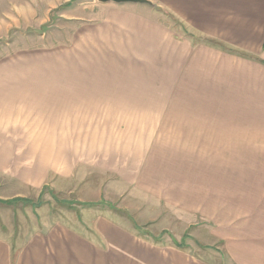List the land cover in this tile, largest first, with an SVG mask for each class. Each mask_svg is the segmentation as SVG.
I'll return each mask as SVG.
<instances>
[{
  "label": "crops",
  "instance_id": "1",
  "mask_svg": "<svg viewBox=\"0 0 264 264\" xmlns=\"http://www.w3.org/2000/svg\"><path fill=\"white\" fill-rule=\"evenodd\" d=\"M152 2L0 0V264H264V0ZM182 100L192 114L171 122L192 142L150 171ZM99 173L115 175L111 192L148 188L159 209L145 201L140 220L193 246L93 207L108 191ZM49 187L93 209L57 219L33 203Z\"/></svg>",
  "mask_w": 264,
  "mask_h": 264
},
{
  "label": "rangeland",
  "instance_id": "2",
  "mask_svg": "<svg viewBox=\"0 0 264 264\" xmlns=\"http://www.w3.org/2000/svg\"><path fill=\"white\" fill-rule=\"evenodd\" d=\"M186 32H189V30L186 29ZM192 39L194 41V45L198 47L203 46V45H200L202 43L210 44L208 42L209 41L208 39L203 38L201 36L196 35ZM219 45L226 46L225 44H219ZM213 59L217 61L215 57H213ZM186 77L191 78L189 75H185L183 77V82L185 81ZM180 103H183V105L175 106L174 109H172L170 113H168L167 120L163 124V127L161 129L162 131L158 132L156 139H154L153 146L157 148V150H155L154 153L151 155V162L148 167L150 171L165 172V169L163 167H166L168 165L175 166L177 162L178 150L188 145L185 143L192 142L191 129L182 130L183 124L177 123V122H171L172 120H174L171 118L172 115L192 114L191 104L193 103V101L182 100L180 101ZM190 146H192V144H190ZM213 153L216 155L214 157L222 158V155L218 153L217 151H215L214 148H213ZM146 173L147 175H145V180H148L151 175L148 174L147 170H146ZM99 174L102 175V173H99ZM102 176L105 177V186H106L105 188H107L108 190L106 191V196H105L106 202H104L103 204L94 205L93 207H103L105 211L104 215H106L107 217L113 218V215H114L115 217L116 216L121 217V219L126 218L131 223L132 228L136 231L135 233L136 236L145 238L151 242L155 241V243L157 244L168 243V244H172L173 246L181 245V247H182V242H185V243L191 242V239H188L189 237L188 235H187V238L182 241L181 236L176 234V232H174L172 228H170L172 230L162 229L160 227L161 225H158L159 222H157L156 224L154 222H151L152 221L151 217H146L145 220L144 218L140 220V218L144 217L143 214H141L140 216V213H139L141 210V206L146 207L145 210L147 209L148 204L145 203V201L150 203L154 199L155 202L153 203V205H150V206L153 207V210H155L156 208L159 209L157 200L152 196V193L148 190V188L144 186L138 187L136 186L138 185L137 183L135 185L128 184L127 187H125V189H124V186H121L120 190L123 189L124 192L127 190V192L130 193L127 196L123 195L124 198L123 200H121V197H123L122 194L124 192L122 193L121 192L120 193L111 192L112 188L115 186H113L112 188L108 186V184H110V179L113 180L114 184L116 183L115 180L117 179L115 175L111 173V175L103 174ZM158 182H161L160 178H158ZM129 185H131V187H129ZM151 188L153 189V187ZM47 191H50V187L47 188L45 191L41 192L40 195L37 196V199L33 200V203H36V204L45 203V206H48L51 203L54 204L58 208L57 213L54 216L57 219H61V218L68 219L69 217L77 219L79 217V214L77 212L79 211L86 212L87 210L93 209L92 207L93 204L87 205L86 202L85 203L80 202L81 201L80 196L76 191L68 195L69 198H66V200L71 199L72 201L67 200L66 203L61 201V200H65L64 198L60 200L61 195L56 194L55 196L52 197L49 195ZM4 201L11 202L13 200H4ZM19 204H22V202H19ZM124 204H127V206L130 208L129 210L131 211H128L124 207ZM31 208H32L31 204L25 205V209L29 210L27 212L32 215L35 212L34 211L35 208L33 209V211H30ZM137 209H140V210H137ZM44 210H47L46 207ZM10 211L11 210L9 207V210L7 211L8 213L7 219L11 215ZM37 213L39 214L40 217L45 214V212L40 210L39 208L37 209ZM190 246L191 247L193 246V241L191 242ZM198 250L200 249L198 248ZM110 256H111L110 250L105 245V257L110 258Z\"/></svg>",
  "mask_w": 264,
  "mask_h": 264
},
{
  "label": "water",
  "instance_id": "3",
  "mask_svg": "<svg viewBox=\"0 0 264 264\" xmlns=\"http://www.w3.org/2000/svg\"><path fill=\"white\" fill-rule=\"evenodd\" d=\"M100 2H109L113 1L116 3H124V2H140V3H148L157 6L152 0H98Z\"/></svg>",
  "mask_w": 264,
  "mask_h": 264
}]
</instances>
